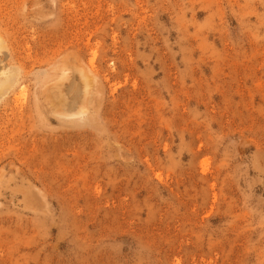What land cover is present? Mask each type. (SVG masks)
Segmentation results:
<instances>
[{
  "label": "rangeland",
  "instance_id": "rangeland-1",
  "mask_svg": "<svg viewBox=\"0 0 264 264\" xmlns=\"http://www.w3.org/2000/svg\"><path fill=\"white\" fill-rule=\"evenodd\" d=\"M0 46V264H264V0H0Z\"/></svg>",
  "mask_w": 264,
  "mask_h": 264
},
{
  "label": "bare ground",
  "instance_id": "bare-ground-1",
  "mask_svg": "<svg viewBox=\"0 0 264 264\" xmlns=\"http://www.w3.org/2000/svg\"><path fill=\"white\" fill-rule=\"evenodd\" d=\"M0 50H1V46H0ZM4 59H0V98H3L2 96L5 95V93L7 94L9 92V90L11 89V87L13 86V84L16 83L17 81V77L15 78L16 74L12 71H14L13 67H11V69H7L5 67V65L3 66L1 64V62L3 61ZM4 63V62H3ZM13 69V70H12ZM12 70V71H11ZM17 72V71H16ZM18 76V74H17ZM88 79V78H87ZM89 82V80L87 81ZM87 90V89H86ZM85 101V99H84ZM1 102V101H0ZM87 106H89V100L86 102V104H83L81 106L82 110L80 111V113L85 114V110L87 108ZM75 107V106H74ZM73 107V108H74ZM69 109H65L64 108V112L67 111L68 112ZM71 111V110H70ZM56 112V110H55ZM65 112V113H67ZM57 113V112H56ZM76 114V113H75ZM70 115V114H69Z\"/></svg>",
  "mask_w": 264,
  "mask_h": 264
}]
</instances>
